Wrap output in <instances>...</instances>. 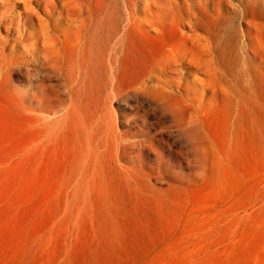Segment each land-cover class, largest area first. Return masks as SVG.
Here are the masks:
<instances>
[{
  "label": "rangeland",
  "instance_id": "obj_1",
  "mask_svg": "<svg viewBox=\"0 0 264 264\" xmlns=\"http://www.w3.org/2000/svg\"><path fill=\"white\" fill-rule=\"evenodd\" d=\"M86 1L0 0V264H264V0L205 8L219 73L180 0L125 42V0Z\"/></svg>",
  "mask_w": 264,
  "mask_h": 264
},
{
  "label": "bare ground",
  "instance_id": "obj_2",
  "mask_svg": "<svg viewBox=\"0 0 264 264\" xmlns=\"http://www.w3.org/2000/svg\"><path fill=\"white\" fill-rule=\"evenodd\" d=\"M36 1L38 3H41L44 0H36ZM229 1L206 0L205 3L201 4V3H194L193 0H180L178 3H175L174 6V9L177 11V14L180 15L179 16L180 23L184 25V27L190 28V31L192 33V35L190 36L192 46L188 47V45H185L182 48V50H180L181 54L185 53L184 56L185 58L187 55L188 56L192 55L193 57L197 58L200 61L199 66L207 68L209 69V71H212L214 73H219V71L221 72L224 71V66L222 65L223 62H220L221 60L219 57L220 55L224 54L223 52L225 51L223 42H221L222 27L223 24L229 19H226L225 22L222 23L221 22V20L223 19L222 15L218 14L217 17L214 18L209 14V12L205 8L211 5L213 6L226 5L227 6L226 10L228 12H235V9L233 7V5L235 4ZM247 1L249 2L250 0ZM16 2L17 0H7V3H3V5L6 6L9 4V6H11V5H15ZM147 2L148 1L146 0H127V2L126 0L124 1L129 18H128V24L125 26L124 31L121 34L120 39L122 42H125L130 32V29L135 25V21H136L135 12H137L142 6H146ZM252 3H255V1H253ZM148 5L151 4L148 3ZM247 6L245 7L243 6V9L240 11L237 18L244 21L246 20L248 16ZM83 7L87 8L86 9L87 12H83ZM162 11L163 10L161 9L158 13L161 14ZM12 17L14 18L15 16L13 15ZM94 18H95V12H94L93 0H87L85 6L80 5L79 9L75 12V14L73 13V15H71L70 20L72 22L71 25H76L79 23H83V21H88V20L94 21ZM215 24L218 25L219 27L218 30L213 27ZM116 56L117 57L119 56L118 52H116Z\"/></svg>",
  "mask_w": 264,
  "mask_h": 264
}]
</instances>
